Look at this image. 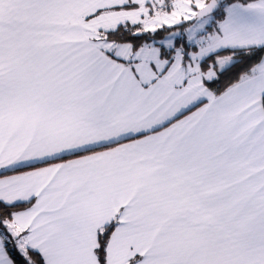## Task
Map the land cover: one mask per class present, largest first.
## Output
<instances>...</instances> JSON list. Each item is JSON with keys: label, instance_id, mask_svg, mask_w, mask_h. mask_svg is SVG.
I'll use <instances>...</instances> for the list:
<instances>
[{"label": "snow or ice", "instance_id": "obj_1", "mask_svg": "<svg viewBox=\"0 0 264 264\" xmlns=\"http://www.w3.org/2000/svg\"><path fill=\"white\" fill-rule=\"evenodd\" d=\"M0 264H264V0H0Z\"/></svg>", "mask_w": 264, "mask_h": 264}]
</instances>
